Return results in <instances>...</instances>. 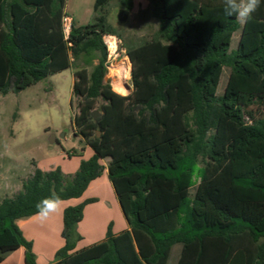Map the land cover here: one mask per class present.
Listing matches in <instances>:
<instances>
[{"label": "trees", "instance_id": "trees-1", "mask_svg": "<svg viewBox=\"0 0 264 264\" xmlns=\"http://www.w3.org/2000/svg\"><path fill=\"white\" fill-rule=\"evenodd\" d=\"M112 2L134 9V0H96L93 22L72 23L65 39L66 0H0V95L75 70L73 125L93 152L72 175L37 168L0 203V264L20 248L37 264L17 221L52 194L82 198L105 169L128 230L115 236L110 225L103 242L77 250L76 227L95 200L68 207L54 264H168L175 245L177 264H264V0L242 27L223 0H147L158 29L120 47L131 63L128 96L105 81L103 37L120 38Z\"/></svg>", "mask_w": 264, "mask_h": 264}, {"label": "rangeland", "instance_id": "rangeland-1", "mask_svg": "<svg viewBox=\"0 0 264 264\" xmlns=\"http://www.w3.org/2000/svg\"><path fill=\"white\" fill-rule=\"evenodd\" d=\"M95 1L66 0L68 16L74 17L78 26L92 23ZM138 4L139 8L124 23L118 21V4H111L108 21L120 35V47L138 45L150 40L158 29L157 22L151 18L147 0H140ZM240 34L241 30L234 34L231 51L237 49ZM108 68L110 73L106 72L105 81L116 91L113 83L122 77V82L129 88L125 92H116L128 96L133 91V86L131 63L126 51L122 50L118 58L112 59ZM119 68L122 70L121 76L117 74ZM74 71L67 70L49 77L18 95L11 92L6 96L0 95V203L21 192L24 183L37 168L47 171L59 167L65 175L74 174L75 171L72 170L79 162V153L83 155L82 151L87 148L82 138L77 136L78 131L73 125L81 101L72 95ZM229 75L230 69L225 68L217 92L219 96L224 94ZM102 105L103 102L100 101L98 109ZM69 153L73 156L68 157ZM195 189L196 187L191 190L189 200L192 199ZM91 199L95 203L85 206L83 220L75 230L81 237L77 250L104 240L110 225L113 234L118 233L121 226L125 225L124 217L116 208L115 194L109 183L108 191H87L81 203ZM26 221L27 219H23L21 225H25L22 231L27 237ZM47 237L52 243L62 239L61 234L54 230ZM180 253L181 245H175L168 264H177Z\"/></svg>", "mask_w": 264, "mask_h": 264}, {"label": "crops", "instance_id": "crops-1", "mask_svg": "<svg viewBox=\"0 0 264 264\" xmlns=\"http://www.w3.org/2000/svg\"><path fill=\"white\" fill-rule=\"evenodd\" d=\"M138 1H140V0H134V9L131 13H129L130 16L136 12L137 7L139 8ZM142 10H144V8H142ZM68 13H69V10H67V8H66V15L67 16H68ZM69 17L71 18L72 22L78 26L75 18L72 16H69ZM73 77H74V73H73ZM79 152H81V149L79 150ZM82 152H83V155H81L79 153V156H81V157H79V162H78L76 168H73L72 171L76 172L78 170L81 160H87L93 155V152L89 147H87ZM104 165H105V167L107 166L106 162H104ZM43 171H44V169H43ZM47 171H51V170H47ZM108 183L110 184V186H112L111 183L109 182V179H108V171H107V169H105L102 176L100 178H98L97 180L93 181L90 184L87 191H89V190H94V191L107 190L108 191ZM112 189H113V187H112ZM86 192L84 193V195L80 199L64 201L61 205V209L56 214H54L50 219H48L46 222L41 223L36 216H33L31 218H27V221H26L27 222V237L26 236L25 237L27 238V240H29L33 243V251H34V254L36 256L37 264H54L55 254L59 249H61L64 246V240L61 239L59 242L52 243L48 239L47 235L49 233H52L53 230L55 232H57V233L59 232L61 234L62 228H63V218L62 217H63L64 210L68 207H72V206H76V205L80 204L82 202V200L84 199ZM113 192H114V190H113ZM115 204H116V208L119 211V213L121 212L120 214L122 215V217H124L123 212L119 206L118 200L116 198V195H115ZM124 219H125V217H124ZM124 222H125V225L121 226L120 231L118 233L114 234L115 236L119 235L123 231L128 230V224L126 222V219ZM21 223H22V220L17 221V225L20 227L21 230H23V227L25 225L22 226ZM23 234H24V232H23ZM104 240H100L99 242L92 244V246L99 244V243L103 242ZM2 264H26V262H25V250L23 248H20L16 252L10 254Z\"/></svg>", "mask_w": 264, "mask_h": 264}, {"label": "clouds", "instance_id": "clouds-1", "mask_svg": "<svg viewBox=\"0 0 264 264\" xmlns=\"http://www.w3.org/2000/svg\"><path fill=\"white\" fill-rule=\"evenodd\" d=\"M261 5V0H223L224 14L235 17L241 25L246 24ZM63 201L58 195L52 194L36 204V217L43 223L60 209Z\"/></svg>", "mask_w": 264, "mask_h": 264}, {"label": "built area", "instance_id": "built-area-1", "mask_svg": "<svg viewBox=\"0 0 264 264\" xmlns=\"http://www.w3.org/2000/svg\"><path fill=\"white\" fill-rule=\"evenodd\" d=\"M72 20L69 16L65 15L62 19V28H63V33H64V36H65V39H68L69 35H70V32H71V29H72ZM113 40L114 43H115V50L112 51L110 49V45H109V41ZM103 42H104V45L106 46L107 48V53H108V57H107V63H106V68H107V71H109V68H108V64L110 63V61L112 59H116L120 56V52L122 50H120V40L118 37L116 36H112V35H107V36H104L103 37Z\"/></svg>", "mask_w": 264, "mask_h": 264}, {"label": "bare ground", "instance_id": "bare-ground-1", "mask_svg": "<svg viewBox=\"0 0 264 264\" xmlns=\"http://www.w3.org/2000/svg\"><path fill=\"white\" fill-rule=\"evenodd\" d=\"M109 45H110V49L112 50V51H114L115 50V48H116V46H115V43H114V41L113 40H111V41H109ZM121 70V68H119V73L117 72V74L119 75V76H121V74H122V70ZM110 73V68H109V71H108V74ZM108 77V76H107ZM113 87H114V89L116 90V91H119V92H125V90L126 89H128V87H127V84H125L124 82H122V77L119 79V81H115L114 83H113ZM128 91V90H127Z\"/></svg>", "mask_w": 264, "mask_h": 264}, {"label": "water", "instance_id": "water-1", "mask_svg": "<svg viewBox=\"0 0 264 264\" xmlns=\"http://www.w3.org/2000/svg\"><path fill=\"white\" fill-rule=\"evenodd\" d=\"M128 16H129V12L128 11H126V10H120L119 15H118V21L121 22V23H124V22L127 21ZM100 116H101V114L98 113L97 111H94L92 113V117H93L94 121L97 120ZM98 136H100V133L99 132H98Z\"/></svg>", "mask_w": 264, "mask_h": 264}]
</instances>
